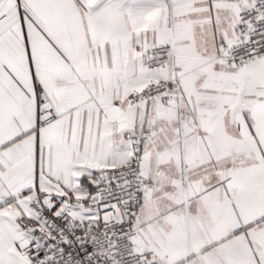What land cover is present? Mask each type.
<instances>
[{"label":"snow or ice","instance_id":"6c2138e0","mask_svg":"<svg viewBox=\"0 0 264 264\" xmlns=\"http://www.w3.org/2000/svg\"><path fill=\"white\" fill-rule=\"evenodd\" d=\"M0 264H264V0H0Z\"/></svg>","mask_w":264,"mask_h":264}]
</instances>
